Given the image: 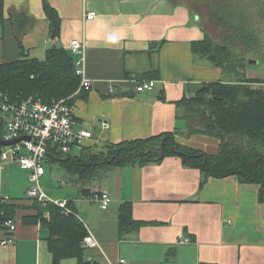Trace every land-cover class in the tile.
Listing matches in <instances>:
<instances>
[{
	"label": "crops",
	"instance_id": "crops-1",
	"mask_svg": "<svg viewBox=\"0 0 264 264\" xmlns=\"http://www.w3.org/2000/svg\"><path fill=\"white\" fill-rule=\"evenodd\" d=\"M48 1L60 19L54 38L41 0H3L7 19L0 25V63L23 57L44 60L52 46L68 50L73 39L84 43V75L91 88L71 101L78 127L89 130L92 138L72 156L83 149L95 152L174 132L182 145L216 151L218 139L186 134L179 107L184 97L225 79L220 68L194 49L206 33L197 14L171 0ZM89 12L94 13L92 19L86 18ZM10 13L31 19L20 37L21 49ZM73 56L80 59V54ZM243 73L264 77L249 68ZM140 79L155 84L137 92ZM54 155L49 152L40 177L52 201L26 198V169L9 164L0 173V198H8L0 203V216L4 204L11 206L10 220L15 224L13 231L0 226V240L11 239L0 243V264H54L48 245L49 212L39 217L35 205L58 206L53 200L66 201L68 212H64L73 214L96 240V246L82 241L84 258L91 262L118 264L124 258L125 264H264V202L258 196L259 184L236 175L203 179L198 168L176 155L106 165L86 179L76 166L69 165L68 173ZM100 190L112 198L106 210L92 200ZM123 204L129 205L134 220L124 229L119 225ZM184 238L189 242L180 241ZM57 264H77V260L67 257Z\"/></svg>",
	"mask_w": 264,
	"mask_h": 264
},
{
	"label": "trees",
	"instance_id": "trees-1",
	"mask_svg": "<svg viewBox=\"0 0 264 264\" xmlns=\"http://www.w3.org/2000/svg\"><path fill=\"white\" fill-rule=\"evenodd\" d=\"M41 3L49 20V35L54 38L59 33V16L48 0H41ZM6 19L3 0H0V25ZM9 19L21 49L20 37L31 25V19L24 13H10ZM220 25L223 26V23L220 22ZM222 38V44H217L205 33L204 38L195 43L194 49L220 68L224 77L236 76V81L230 84L223 81L208 83L193 96L184 97L179 102L186 134L199 132L215 137L219 142L215 153L201 152L199 149L178 143L174 132L123 141L95 152L83 149L75 156H63L56 148H52L51 157L57 154L53 158L59 157L61 164L66 165L68 173H71L72 169L69 165L76 166L77 170H80L77 172L83 178L89 179L96 173L97 168L106 165L124 166L137 162L159 161L167 155H176L184 164L198 168L203 174V179L210 176L219 178L236 175L239 180L259 184L258 196L264 202V154L261 149L264 146V77H246L243 72L248 63L243 62L228 47V44L236 43L243 46L249 55H262L264 43L255 29H250L245 22L229 23L227 34ZM238 69H241V74ZM80 79L76 74L73 54L61 47L48 48L44 60L23 57L0 63V90L10 92L18 98L33 95L40 97L45 103L68 96H72L73 100L78 92L87 91L78 90ZM194 125L198 128L195 127L188 133V129H192ZM2 130L1 120L0 135ZM35 205L40 212L39 217L43 211L49 212L48 245L54 264L67 257L76 258L77 264H99L84 258L85 248L82 247V241L88 233L73 214L65 213L62 208L52 203L42 206L36 202ZM128 206L123 204L119 210V225L122 229L134 224ZM2 209L1 223L11 219L13 211L7 204H4ZM1 229L5 228L1 226Z\"/></svg>",
	"mask_w": 264,
	"mask_h": 264
},
{
	"label": "built area",
	"instance_id": "built-area-1",
	"mask_svg": "<svg viewBox=\"0 0 264 264\" xmlns=\"http://www.w3.org/2000/svg\"><path fill=\"white\" fill-rule=\"evenodd\" d=\"M94 17L93 12L86 14L87 19ZM68 50L73 55L80 54V59L75 60L76 74L80 76L82 90L91 88V81L84 75V43L73 39L70 41ZM155 81L152 79L136 80L135 90L142 92L150 90ZM264 86V84H262ZM75 92V94L78 92ZM72 96L52 100L45 103L38 96L28 95L18 98L10 92L0 90V113L2 115L3 130L0 137L11 142L19 138L13 144L0 146V173L9 164H16L29 172V185L25 195L42 203L52 201L43 191L40 177L44 173L45 159L52 148H56L63 156H72L73 150L81 149L87 140L92 138L89 130L78 127L75 115L76 106L71 101ZM8 198H0V203ZM101 210H106L112 201L111 196L105 190H100L92 195ZM55 204L68 212L66 201L53 200ZM0 226L9 231L15 229L12 220L7 219ZM189 242L188 238L180 240ZM11 242L10 238H3L0 243ZM87 246H96L97 242L93 236L84 238ZM126 260L120 258L118 264H125Z\"/></svg>",
	"mask_w": 264,
	"mask_h": 264
},
{
	"label": "rangeland",
	"instance_id": "rangeland-1",
	"mask_svg": "<svg viewBox=\"0 0 264 264\" xmlns=\"http://www.w3.org/2000/svg\"><path fill=\"white\" fill-rule=\"evenodd\" d=\"M171 1H173L175 4H180L187 7L193 14H197L200 18V25H202V27L205 29L208 38H210V40L214 41L217 44H222V37L224 36V34H227L228 24L238 22H245V25L250 29H255L256 33L259 35V39L264 43V0ZM222 20H224V22ZM220 22L223 23V26L220 25ZM228 47L231 51L237 54L241 58V60H243V62L248 63L246 64L247 66L245 67V69L249 68L255 71L256 74L264 75V45L261 52L262 55H260L259 53L249 55L245 52L243 46L236 43H230L228 44ZM250 60H252L251 63L249 62ZM238 72L239 74H241V69H238ZM228 76L225 77L223 82L230 84L236 81V76ZM259 86H261V84ZM1 119L2 115L0 113V121ZM195 127L198 128L196 125H194L192 129H188V133L191 132ZM193 134L198 135L201 133L192 132L191 135ZM207 135L211 136L210 134ZM261 149L264 154V146ZM199 151L202 152L203 149H200ZM73 152L76 153L77 150L74 149ZM40 184L41 186L44 185L41 180ZM51 187L54 188L52 185Z\"/></svg>",
	"mask_w": 264,
	"mask_h": 264
},
{
	"label": "water",
	"instance_id": "water-1",
	"mask_svg": "<svg viewBox=\"0 0 264 264\" xmlns=\"http://www.w3.org/2000/svg\"><path fill=\"white\" fill-rule=\"evenodd\" d=\"M251 61H252V60H250L249 62L251 63ZM18 140H19V138L16 139V140H13V141H11V142H7V141L3 140V139L0 137V146H1V145H7V144H13V143L17 142Z\"/></svg>",
	"mask_w": 264,
	"mask_h": 264
}]
</instances>
